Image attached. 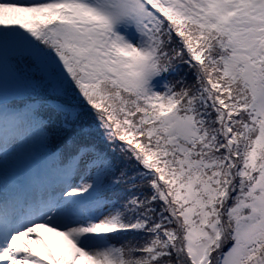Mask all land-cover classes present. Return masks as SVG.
<instances>
[{
  "label": "snow or ice",
  "instance_id": "obj_1",
  "mask_svg": "<svg viewBox=\"0 0 264 264\" xmlns=\"http://www.w3.org/2000/svg\"><path fill=\"white\" fill-rule=\"evenodd\" d=\"M0 264H264V0H0Z\"/></svg>",
  "mask_w": 264,
  "mask_h": 264
},
{
  "label": "rangeland",
  "instance_id": "obj_2",
  "mask_svg": "<svg viewBox=\"0 0 264 264\" xmlns=\"http://www.w3.org/2000/svg\"><path fill=\"white\" fill-rule=\"evenodd\" d=\"M41 235L44 236L45 242L49 241L50 243L54 244V246L59 250L61 249V244L65 242V238L58 236L54 233H49L47 230L40 229ZM32 247L37 249L39 251L38 245L33 241L32 242Z\"/></svg>",
  "mask_w": 264,
  "mask_h": 264
},
{
  "label": "trees",
  "instance_id": "obj_3",
  "mask_svg": "<svg viewBox=\"0 0 264 264\" xmlns=\"http://www.w3.org/2000/svg\"><path fill=\"white\" fill-rule=\"evenodd\" d=\"M48 244H49V246L52 248L53 252L56 253L57 255H59L61 249L58 250V249L54 246V244H52V243H48ZM42 254H43V253H42Z\"/></svg>",
  "mask_w": 264,
  "mask_h": 264
}]
</instances>
